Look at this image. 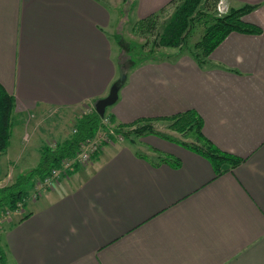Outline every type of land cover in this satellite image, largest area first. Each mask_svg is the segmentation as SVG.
<instances>
[{"label":"crops","instance_id":"1","mask_svg":"<svg viewBox=\"0 0 264 264\" xmlns=\"http://www.w3.org/2000/svg\"><path fill=\"white\" fill-rule=\"evenodd\" d=\"M169 1L132 10L139 19ZM227 1L250 5L243 19L259 31L229 32L204 64L182 53L132 68L108 111L124 124L194 109L202 134L240 162L216 174L205 155L154 134L139 139L143 152L104 144L77 165L84 174L76 167L8 225V264H264V0ZM110 10L108 0H0V83L15 118L107 94Z\"/></svg>","mask_w":264,"mask_h":264},{"label":"trees","instance_id":"2","mask_svg":"<svg viewBox=\"0 0 264 264\" xmlns=\"http://www.w3.org/2000/svg\"><path fill=\"white\" fill-rule=\"evenodd\" d=\"M207 0H170L165 6L145 17L137 20V27L144 32L153 35L148 48H145L148 41L142 43L139 50L131 52L129 59L131 64L124 70L123 63L118 62V70L125 74L128 71L142 63L171 60L176 58V54L166 53L159 50L161 47H180L187 49V53L196 59L200 64L207 63L209 53L220 43V41L231 31L257 32L259 27L253 23L245 21L242 16L250 9V5H244L238 8H231L223 15H209L203 10ZM173 5V11L167 18L157 22L161 12H165L169 5ZM195 23L203 24V32L199 40L193 46L186 45L187 37ZM197 49V50H195ZM129 52V53H130ZM158 54V55H156ZM182 54V53H180ZM135 56V57H134ZM173 56V57H172ZM89 106V105H87ZM14 97L0 83V153L9 144V138L14 117ZM103 116H100L90 106L86 112L79 114L73 123V131L54 146L43 144L39 147V159L36 165L27 172L19 173L15 179L8 184L0 186V210L15 209L17 204L28 193L29 186H32L34 179H43L53 167H60L64 159L74 157L79 151L82 142L93 136L98 127H107L102 124ZM155 119H171L172 125L179 130V124H185V129L193 130L195 140L191 142H179L189 146L208 157L216 174L233 168L241 160L239 156L222 151L214 146L211 141L201 132V118L194 109H187L169 116L144 117L138 118L129 123H114V118L110 114L109 121L114 124V131L120 132L126 137L130 133L140 134L149 132L151 121ZM144 122V123H142ZM125 128L123 129L122 127ZM172 140L171 138H166ZM166 161H172L177 164L176 159L168 156L162 157ZM73 163L71 167H76ZM70 171V168L68 169ZM0 264H8L6 253L0 244Z\"/></svg>","mask_w":264,"mask_h":264},{"label":"rangeland","instance_id":"3","mask_svg":"<svg viewBox=\"0 0 264 264\" xmlns=\"http://www.w3.org/2000/svg\"><path fill=\"white\" fill-rule=\"evenodd\" d=\"M114 17L108 27V36L111 41L112 56L116 63V77L119 74L118 62L123 63L124 70L128 69L131 64L129 56L131 52L139 50V47L145 41H148L145 48H148L153 35L149 32L139 30L137 27V17L132 10L133 0H108ZM173 5H169L165 12L160 13V17L157 22L167 18V16L173 11ZM232 4L227 0H207L204 12L209 15H223L228 12ZM243 18V16H242ZM203 32V24L198 22L193 24L190 33L187 37L186 45L194 48L193 44L200 39ZM166 53L176 54L187 53V49L180 47H161ZM197 50V49H195ZM131 51V52H130ZM130 52V53H129ZM158 55V54H156ZM176 56V57H177ZM135 57V56H134ZM173 57V56H172ZM174 60V59H171ZM131 70V69H130ZM91 104V103H90ZM90 106H79L72 109H64L59 107H52L46 109H34L24 112L20 115V118L15 119V123L12 125L11 134L9 138V147L6 151L0 153V186L11 183L17 174L27 172L30 168L34 167L39 159V147L43 144L54 146L56 143L61 142L73 131V123L75 118L82 112H86ZM109 106L106 107L102 124L106 125L107 130L114 129V124L109 121ZM144 123V122H142ZM149 132H142L140 134L130 133L126 137L122 136L120 132L111 131L106 139L98 141L100 135L104 136V128L98 127L93 134L94 140L98 141L95 152H93L87 159V162L91 161L98 151L101 150L104 144H111L117 141L124 140V143L132 142L134 147L140 152L143 150L139 148L142 144L139 139L147 134H154L162 138H171L174 141L179 142H191L195 140V133L193 130L185 129V124H179V130L175 129L172 125L171 119H155L152 120ZM123 129L125 128L122 127ZM194 134V135H193ZM92 136V137H93ZM178 142V143H179ZM7 161H9L7 163ZM87 162H80L86 164ZM84 174L87 166H76ZM76 167L70 166V171L66 169L63 173L60 172L56 181L51 185H46L43 188H36L37 183L41 179H34L32 186H29L27 195L21 199L15 209H8L5 211L0 210V240L2 234L8 225L22 216L24 210H26L31 202L38 197L39 192L44 189L54 187L57 182L66 177L69 172L71 173ZM85 168V169H84Z\"/></svg>","mask_w":264,"mask_h":264},{"label":"built area","instance_id":"4","mask_svg":"<svg viewBox=\"0 0 264 264\" xmlns=\"http://www.w3.org/2000/svg\"><path fill=\"white\" fill-rule=\"evenodd\" d=\"M111 131L113 130L111 129ZM111 131L109 129L107 130L104 128V136L100 135L98 137V141L102 139H106L109 134H112ZM94 139L95 136L90 137L86 139L84 142H82L80 146V151L74 157L64 159L61 162L60 167H53L48 173V175H46L43 179L39 180V182L36 185V188H43L46 185H51L53 181L54 182L56 181V178L59 176V173L60 172L63 173L66 169H69L73 163H77L78 165L80 162H87V159L90 157V155L93 152H95L96 145L98 144V141Z\"/></svg>","mask_w":264,"mask_h":264},{"label":"water","instance_id":"5","mask_svg":"<svg viewBox=\"0 0 264 264\" xmlns=\"http://www.w3.org/2000/svg\"><path fill=\"white\" fill-rule=\"evenodd\" d=\"M126 79V74L119 70L118 76L111 83L106 95L99 97L94 102V109L100 115L103 116L107 106L112 105L117 97L118 90Z\"/></svg>","mask_w":264,"mask_h":264}]
</instances>
